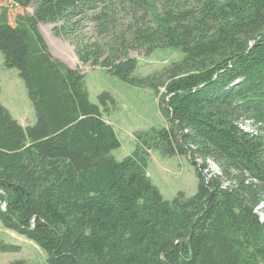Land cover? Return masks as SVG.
Here are the masks:
<instances>
[{"label":"trees","instance_id":"1","mask_svg":"<svg viewBox=\"0 0 264 264\" xmlns=\"http://www.w3.org/2000/svg\"><path fill=\"white\" fill-rule=\"evenodd\" d=\"M0 3V51L36 112L24 125L0 101V219L47 251L43 264H264V0ZM30 4L11 21L10 5ZM40 22L56 23L82 62L154 90L167 125L137 131L118 159L121 141L104 115L112 95L91 100L84 74L51 52ZM162 47L183 56L134 72L130 49ZM154 148L189 156L194 194L164 197L147 172Z\"/></svg>","mask_w":264,"mask_h":264},{"label":"rangeland","instance_id":"2","mask_svg":"<svg viewBox=\"0 0 264 264\" xmlns=\"http://www.w3.org/2000/svg\"><path fill=\"white\" fill-rule=\"evenodd\" d=\"M1 5L0 3V7ZM33 9V4L26 8L10 5V19L13 21L17 13L32 12ZM55 25L56 23L52 22L39 24L51 52L84 74L92 101L98 102L99 94L104 90L108 91L114 99L109 100L110 110L104 115L115 126L121 141L120 146L112 150L118 159H122L134 150L137 131L167 125V118L161 110L159 98L154 90L126 82L99 64L82 62L75 43L71 39L57 36L54 33ZM89 30L90 27L87 31ZM128 54L138 57V65L134 72L139 75L161 69L164 65L183 56L181 50L173 47L157 48L150 54H145L143 50L130 49ZM0 101L22 124L28 125L35 122L36 112L27 86L17 68L5 65L1 51ZM243 126L248 128L246 124ZM210 164L213 169H216L212 161ZM147 172L167 199H172L179 191H184L187 196L192 195L198 188L196 167L186 154L163 155L159 149H151ZM0 206L2 208L5 206L2 199H0ZM257 211L264 220L263 203L257 207ZM1 244H7L10 248L2 250ZM12 245L19 248L15 249ZM47 257L48 253L43 247L26 235L7 228L0 219V262L2 264H14L15 261H21L20 264H43Z\"/></svg>","mask_w":264,"mask_h":264},{"label":"bare ground","instance_id":"3","mask_svg":"<svg viewBox=\"0 0 264 264\" xmlns=\"http://www.w3.org/2000/svg\"><path fill=\"white\" fill-rule=\"evenodd\" d=\"M4 204H5V202H4ZM5 207V206H4Z\"/></svg>","mask_w":264,"mask_h":264}]
</instances>
